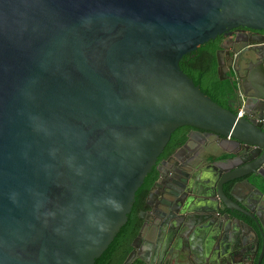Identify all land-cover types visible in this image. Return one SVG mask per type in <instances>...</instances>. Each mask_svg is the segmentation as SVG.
I'll return each mask as SVG.
<instances>
[{
    "label": "water",
    "instance_id": "obj_1",
    "mask_svg": "<svg viewBox=\"0 0 264 264\" xmlns=\"http://www.w3.org/2000/svg\"><path fill=\"white\" fill-rule=\"evenodd\" d=\"M239 25L264 0H0V264H95L178 126L263 144L179 66Z\"/></svg>",
    "mask_w": 264,
    "mask_h": 264
},
{
    "label": "flooded vegetation",
    "instance_id": "obj_2",
    "mask_svg": "<svg viewBox=\"0 0 264 264\" xmlns=\"http://www.w3.org/2000/svg\"><path fill=\"white\" fill-rule=\"evenodd\" d=\"M218 35L221 80L231 86L224 107L264 131L263 104L253 107L249 96L252 85L264 90L261 63L238 54L256 43L264 52V30L239 25ZM187 126L186 139L160 152L155 178L135 192L140 224L129 250L100 264H124L129 254L126 264H264V141L240 144Z\"/></svg>",
    "mask_w": 264,
    "mask_h": 264
},
{
    "label": "trees",
    "instance_id": "obj_3",
    "mask_svg": "<svg viewBox=\"0 0 264 264\" xmlns=\"http://www.w3.org/2000/svg\"><path fill=\"white\" fill-rule=\"evenodd\" d=\"M220 43V35L209 39L196 49L184 54L179 60V66L204 93L222 106L227 107L231 96V86L228 82L219 79L217 74L216 52L220 47ZM188 128L189 126L187 125L178 126L171 133L168 142L163 148V153L170 152L182 143L186 139ZM155 173L152 167L136 191H144L143 187L152 182L155 178ZM139 224L140 219L137 217L136 208L133 206L127 214L125 223L120 227L106 249L96 258L95 264H100L103 258L116 259L120 262L129 250V242L136 234Z\"/></svg>",
    "mask_w": 264,
    "mask_h": 264
},
{
    "label": "built area",
    "instance_id": "obj_4",
    "mask_svg": "<svg viewBox=\"0 0 264 264\" xmlns=\"http://www.w3.org/2000/svg\"><path fill=\"white\" fill-rule=\"evenodd\" d=\"M238 113H240V110H239V112Z\"/></svg>",
    "mask_w": 264,
    "mask_h": 264
}]
</instances>
